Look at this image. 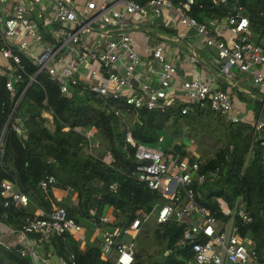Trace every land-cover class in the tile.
I'll return each instance as SVG.
<instances>
[{
	"label": "built area",
	"instance_id": "built-area-1",
	"mask_svg": "<svg viewBox=\"0 0 264 264\" xmlns=\"http://www.w3.org/2000/svg\"><path fill=\"white\" fill-rule=\"evenodd\" d=\"M225 1L214 0L216 5ZM195 2L147 0L141 4L135 0H0V77L4 79V87L11 98L19 93L11 106L8 124L11 123L20 136L26 132L25 118L14 114L27 88L37 82V76L42 72L57 83L60 94L66 98L85 94L97 96L104 110L127 129L125 141L134 148V157L138 160L132 173L134 177L167 199L157 209L156 222L173 219L178 224H186L179 246H191L192 264H264V253L259 256L253 242L241 236L235 225L236 218L244 224L251 222V215L240 197L234 200L230 209L219 200L221 212L229 214L224 223L194 202L190 184H202L208 175L217 176L218 168L208 174L200 173L194 152L180 157L159 147L137 143L128 129L127 117L131 108H164L177 99L186 103L180 110L181 114L196 107L209 108L229 122L252 124L254 132L263 128L260 112L264 105V46L253 40L249 19L241 7H237L234 13L228 12L223 17L211 16L200 22L190 14ZM145 10L151 11L152 18L166 17L165 12L169 10L182 26L179 38H184L185 29H192L201 38L213 64V69H206L211 79L195 78L176 84L173 81L175 67L164 54L168 41L163 39L153 45L152 64L148 66V71L156 74V84L138 80L137 68L141 58L131 28L133 20L143 17ZM144 33L147 34L148 29ZM190 59L197 62L196 56ZM22 83V89L18 90ZM237 91L250 101L258 94L260 98L256 99L261 101L258 114L248 116L246 103L236 96ZM3 106L4 102L0 101V111ZM45 115L51 122L53 113L48 111ZM64 130L68 127L65 126ZM73 130L85 137L88 149L96 146L95 126H76ZM3 135L4 131L0 134V158ZM184 144L189 150L191 142ZM261 145L264 147V140ZM103 160L106 164L111 163L109 151L105 152ZM39 187L44 190L58 188L53 175L44 176ZM179 187L183 189L182 193ZM116 188V183L109 184L111 191ZM28 204V196L18 191L13 183L7 179L0 182V206L26 207ZM193 212L198 215L195 221L188 219ZM143 220L145 218L134 217L128 224L103 229L102 225L115 221L113 209L111 213L100 215L94 228L100 239V257L107 259L111 256L112 264H133L134 239ZM84 230L81 223L66 214L64 207L52 205L46 215L43 212L23 216L20 227L16 229L0 218V246L7 249L16 246L15 242H6L5 235L8 232L19 233L26 241V246L19 248L21 255L28 256L32 264H42L40 248L44 241L54 235L68 234L82 243ZM32 233L38 238H31L29 234ZM201 235L206 239L201 241ZM68 261L77 264L72 253L68 255ZM59 263L67 264V259L59 257Z\"/></svg>",
	"mask_w": 264,
	"mask_h": 264
},
{
	"label": "trees",
	"instance_id": "trees-1",
	"mask_svg": "<svg viewBox=\"0 0 264 264\" xmlns=\"http://www.w3.org/2000/svg\"><path fill=\"white\" fill-rule=\"evenodd\" d=\"M135 1L144 4L147 0ZM237 7H241L249 19L253 40L264 46V0H226L218 5L214 0H196L190 14L203 22L211 16L223 17L228 12L234 13ZM18 94L11 98L4 87V79L0 77V101L4 102L0 111V134L4 131L0 182L9 180L18 191L28 196L29 204L31 201L45 215L51 211L52 205H59L65 208L68 216L87 228L98 223L99 216L109 207L113 209L115 225L128 224L134 217L145 218L134 239L133 264L194 262L191 246H179L185 223L178 224L173 219L158 223L154 218L152 223L144 224L167 199L134 177L132 173L138 160L134 157V148L125 141L127 129L104 110L97 96L85 94L66 98L60 94L57 83L44 72L38 74L37 82L27 88L14 114L25 118L26 132L20 136L11 123L5 128ZM236 96L247 106L252 103L255 115L259 113V99L250 101L240 91ZM185 104L177 99L164 108H131L127 117L131 138L180 157L194 152L200 173L208 174L218 168L217 176L208 175L202 184H190L194 202L224 223L229 214L221 212L219 200L230 209L234 200L240 197L251 215V222L244 224L236 218L235 225L241 236L253 242L260 256L264 253V147L261 145L264 126L254 132L252 124L229 122L209 108L196 107L181 114ZM48 111L53 113L51 122L45 117ZM260 118L264 122V105ZM92 125L97 130V143L88 149L85 137L73 128ZM65 126L68 130H64ZM211 138L215 139L209 143ZM185 141L191 142L189 150L185 149ZM84 148L87 153L83 152ZM107 151L112 155L110 164L103 160ZM46 175H53L56 187L69 194L57 200L51 188L41 189L39 181ZM111 183L117 184L114 192L109 189ZM179 191L182 193L183 189L179 187ZM72 196L74 200H70ZM29 204L26 207L0 206V218L12 228H19L23 216L34 214ZM188 219L197 220V213L193 212ZM29 236L38 238L33 233ZM199 239L203 241L206 238L201 235ZM99 242L97 239L81 249L79 242L70 235H54L42 243V248L67 259V264H70V253L77 264H112L111 256L107 259L100 257ZM148 243L154 246L153 252L148 251ZM0 264L32 263L28 256L21 255L17 247L7 249L0 246Z\"/></svg>",
	"mask_w": 264,
	"mask_h": 264
},
{
	"label": "crops",
	"instance_id": "crops-1",
	"mask_svg": "<svg viewBox=\"0 0 264 264\" xmlns=\"http://www.w3.org/2000/svg\"><path fill=\"white\" fill-rule=\"evenodd\" d=\"M165 13L167 14L166 17H163V15L160 18H152L151 11L145 10L143 12V17L133 20L131 34L141 58V63L137 68L138 80L151 85L156 84V74L148 71V66L152 64L151 49L153 45L163 39L168 41L164 47V54L166 59L172 62L175 67L173 81L176 84L184 80L195 78L211 79L206 69H213V64L210 61L208 51L204 47L201 38L195 35L192 29H185L183 32L184 38H179L178 34L180 33L182 26L178 23L176 16L171 14L169 10ZM145 29H148L147 34L144 33ZM169 31L173 33H170ZM191 56H196L197 62L191 61ZM256 98L260 97L257 95L255 99ZM245 108L249 112V117L255 116L253 108H249L247 105H245ZM52 194L56 199H63L67 196V192L59 188L53 189ZM29 207L34 214L39 215L43 213V211L31 201ZM105 212L111 213V208H107ZM114 225L115 221L109 225H102V228L105 229ZM84 228V240L82 243H79L81 249L93 244L98 239L97 234L94 231L95 224H91L90 228L85 226ZM1 230L4 229L1 228ZM5 239L6 242L9 243L15 242V247L20 248V246H26V241L19 233L8 232L5 235ZM40 250L43 260L42 264H60L59 257L52 250H49L48 252H45L43 248H40Z\"/></svg>",
	"mask_w": 264,
	"mask_h": 264
},
{
	"label": "rangeland",
	"instance_id": "rangeland-1",
	"mask_svg": "<svg viewBox=\"0 0 264 264\" xmlns=\"http://www.w3.org/2000/svg\"><path fill=\"white\" fill-rule=\"evenodd\" d=\"M248 107L249 108H253V106H252V103L251 104H249L248 105ZM210 121H211V123L212 124H214V120H213V118H211L210 119ZM215 139V138H214ZM213 138H211L210 139V141H209V143L212 141V140H214ZM185 142H187V141H185ZM83 152H85V153H87L88 152V150L86 149V148H84L83 149ZM66 191V190H65ZM67 192V191H66ZM69 193L67 192V195H68ZM74 200V197L72 196L71 198H70V200ZM154 218H155V214H154V212L151 214V215H149V217L146 219V221L144 222V224H150V223H152L153 221H154ZM146 241H144V243H145ZM147 246H148V251H152L153 252V249H154V246H152V244H147Z\"/></svg>",
	"mask_w": 264,
	"mask_h": 264
},
{
	"label": "water",
	"instance_id": "water-1",
	"mask_svg": "<svg viewBox=\"0 0 264 264\" xmlns=\"http://www.w3.org/2000/svg\"><path fill=\"white\" fill-rule=\"evenodd\" d=\"M8 122H9V118H8V120H7L6 124H5V127H7V125H8ZM17 249H19V247H17Z\"/></svg>",
	"mask_w": 264,
	"mask_h": 264
}]
</instances>
